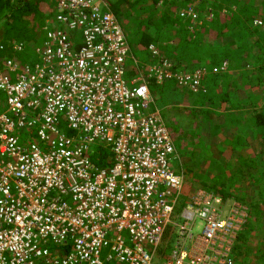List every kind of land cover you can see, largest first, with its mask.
Instances as JSON below:
<instances>
[{
	"label": "built area",
	"instance_id": "1",
	"mask_svg": "<svg viewBox=\"0 0 264 264\" xmlns=\"http://www.w3.org/2000/svg\"><path fill=\"white\" fill-rule=\"evenodd\" d=\"M55 4L43 41L14 42L38 61L0 60V264H233L248 207L185 194L148 79L191 89L207 70L172 67L154 43L138 60L104 0Z\"/></svg>",
	"mask_w": 264,
	"mask_h": 264
},
{
	"label": "trees",
	"instance_id": "2",
	"mask_svg": "<svg viewBox=\"0 0 264 264\" xmlns=\"http://www.w3.org/2000/svg\"><path fill=\"white\" fill-rule=\"evenodd\" d=\"M191 1L117 0L110 3L106 0L108 8L117 15L123 7L135 13L141 33L138 41L146 45L141 49L158 44L162 46L164 57L172 61V67H204L210 75L202 77L201 82L206 87L211 82V88H221L217 96L223 101L222 108L229 103V111L224 110L221 122L209 125L207 132L197 134L196 129H186L187 134L173 133V143L178 150L176 160L185 171H180L185 176V194L192 183L198 182L224 199H235L247 205L248 221L234 250L233 264H247V253L252 256L254 250L257 264H264V188L261 186L264 184V108L259 107L264 96V37L259 35L264 32V0H201L198 5L192 1L201 20L206 14L211 16L203 19L199 26L193 24L190 16L182 15L183 10L189 13ZM208 1L210 4H205ZM45 3L56 8L55 0H0V27L3 26L0 60L13 58L20 68L34 63L35 57L29 58L30 51L14 49V42L29 45L39 40L38 30L50 17L42 10ZM256 17L263 21L261 26L254 24ZM250 36L255 38L256 48L262 44L261 55L249 48L246 38ZM173 39L175 42L169 43ZM225 61L228 62L227 73L222 68ZM5 72L13 76L12 72ZM2 104L3 96L0 107ZM201 144H204L200 147L204 148L202 155L197 152ZM103 152L95 158L98 164L107 154Z\"/></svg>",
	"mask_w": 264,
	"mask_h": 264
},
{
	"label": "rangeland",
	"instance_id": "3",
	"mask_svg": "<svg viewBox=\"0 0 264 264\" xmlns=\"http://www.w3.org/2000/svg\"><path fill=\"white\" fill-rule=\"evenodd\" d=\"M104 1L106 2V0ZM107 1L111 3L117 0H107ZM42 10L44 12V15H49V16H53L55 12V9L49 7V5L46 3L43 5ZM112 11L114 12L113 9ZM114 14L120 20L125 30V33L129 39V42L131 44L132 51L135 57L140 61L147 62V65H149L150 62L152 61V57L149 55V53H147V51L145 50L146 48L144 50L141 49L142 47L146 45H141L140 42L138 41L141 33L138 29L139 19L137 18L135 13L131 11L128 12L123 7L120 15H117L115 12ZM256 18H260V17H256ZM42 30L43 29L41 28L40 30H38V33H37L40 41H43V36H44V32ZM2 31H3V26L0 27V32ZM237 34H240V33H237ZM259 35L261 38H263L264 32L260 33ZM38 41L36 43L32 42L30 45L34 48L35 44H38ZM246 42L249 45V48L255 51L254 53L257 52L256 54H259V55L262 54V51L260 50V47L262 44H258V48H256L255 47L256 41L254 37L250 36L246 38ZM33 48L28 49V51H30L28 55H30L29 56L30 59L35 57L33 62H36L38 61L39 58ZM195 56L197 57L196 54ZM191 63L192 62L188 60V64L190 65V67H193V64ZM202 63L203 64L206 63L205 59L204 61L202 60ZM244 67L245 66H243V68ZM223 71L227 73L228 69L226 68ZM144 73L147 76L146 69H144ZM149 83H150V89L155 98V102L157 106L159 107L161 115L164 118V122L169 127V131L171 135H173V133L175 132H183L184 134H187L185 131L186 129H189V130L196 129L197 134H200L201 132H207L206 130H208L209 125L211 126V124L218 122V121L221 122L222 114L224 110L229 111V107H228L229 103L227 104L225 103L226 104L225 109L222 108L223 101L220 100L219 97L217 96V94L221 92V88L219 86H215L211 88L212 87L211 82L209 83L208 87L205 86V83L204 84L202 82L196 83L192 86L191 89L184 87L182 84H178V83L176 84L175 81L173 80L166 81L163 84H158L155 81H151ZM247 88H250V87H247ZM231 94H233V92H231ZM1 107L3 108H0V111H4L6 108V104L3 103ZM203 109L205 110L203 111ZM214 111H218L217 113L218 115H214L213 114ZM31 139L32 140L37 139L35 132L31 134ZM24 140L27 144L31 142L29 141L28 136H24ZM201 146L204 147V144H201L199 146L197 152L202 155L204 153V148H200ZM173 166L179 173H181L180 171L185 172L184 170L180 169L182 165L178 166L177 160L173 163ZM183 169H185V167H183ZM184 179H185V176H184ZM258 186L259 184L256 185V188ZM261 186L264 188V184H262ZM197 187H203V186H201L200 183L198 182H194V184L192 183L191 187L187 188V190H189L187 191V195L191 194L193 190H195ZM241 189L244 192L246 188L243 186ZM226 200H232V199L230 198ZM254 242L256 243L257 241L254 240ZM61 254L63 255L62 252ZM254 254H255V250H254L253 255ZM253 255L250 256L247 253V256H248L247 261H246L247 264L259 263L257 259L253 257Z\"/></svg>",
	"mask_w": 264,
	"mask_h": 264
},
{
	"label": "crops",
	"instance_id": "4",
	"mask_svg": "<svg viewBox=\"0 0 264 264\" xmlns=\"http://www.w3.org/2000/svg\"><path fill=\"white\" fill-rule=\"evenodd\" d=\"M190 3L192 4V1H191ZM190 3L188 4V6H193V5H191ZM159 4H160V3H159ZM205 4H208V5H209V4H210V1H208V3H205ZM194 5H196V4H194ZM205 8H206L207 10H209V9H210V8H209V6H205ZM203 19H209V16H207V15H206V17H205V18H203ZM203 19H202V20H203ZM192 20H193V19H192ZM200 20H201V19H200ZM202 20H201V21H202ZM253 22H254V21H253ZM174 42H175V40H174V39H173V40H171V41H169V43H171V44H173ZM154 44H155V43H154ZM155 45H157L158 47H160V48L162 49V47H161V46H159L158 44H155Z\"/></svg>",
	"mask_w": 264,
	"mask_h": 264
},
{
	"label": "clouds",
	"instance_id": "5",
	"mask_svg": "<svg viewBox=\"0 0 264 264\" xmlns=\"http://www.w3.org/2000/svg\"><path fill=\"white\" fill-rule=\"evenodd\" d=\"M199 68V67H198ZM183 69H189V68H186V67H183ZM189 70H195V68L193 69H189ZM208 75V74H207ZM206 76V75H205ZM185 87V86H184Z\"/></svg>",
	"mask_w": 264,
	"mask_h": 264
}]
</instances>
